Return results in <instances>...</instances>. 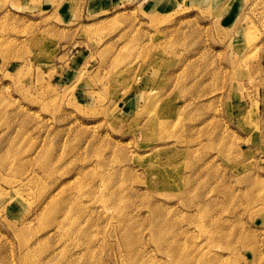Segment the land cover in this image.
<instances>
[{
    "label": "rangeland",
    "instance_id": "374dc122",
    "mask_svg": "<svg viewBox=\"0 0 264 264\" xmlns=\"http://www.w3.org/2000/svg\"><path fill=\"white\" fill-rule=\"evenodd\" d=\"M0 264H264V0H0Z\"/></svg>",
    "mask_w": 264,
    "mask_h": 264
},
{
    "label": "bare ground",
    "instance_id": "6f19581e",
    "mask_svg": "<svg viewBox=\"0 0 264 264\" xmlns=\"http://www.w3.org/2000/svg\"><path fill=\"white\" fill-rule=\"evenodd\" d=\"M157 217H158V216H157ZM160 222H161V221H160ZM155 225H156V224H155ZM156 226H157V225H156ZM158 226H159V224H158ZM155 230H158V229H155ZM155 233H157V231H156ZM155 235H156V234H155ZM167 245H168V244H167ZM175 245H176V244H175ZM179 245H180V244H179ZM164 246H166V245H164ZM164 246H163V247H164ZM172 246H174V245H172ZM172 246H171V247H172ZM176 246H177V245H176ZM166 247H167V246H166ZM164 248H165V247H164ZM172 248H173V247H172ZM178 248H180V247H178ZM176 249H177V248H176ZM173 251H175V249H173ZM175 252H176V251H175ZM173 254H174V253H173Z\"/></svg>",
    "mask_w": 264,
    "mask_h": 264
}]
</instances>
